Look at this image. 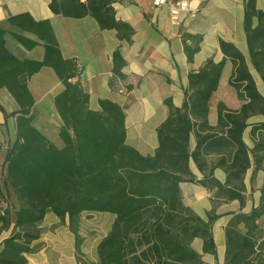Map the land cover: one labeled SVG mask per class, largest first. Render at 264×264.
I'll return each mask as SVG.
<instances>
[{"label": "trees", "instance_id": "16d2710c", "mask_svg": "<svg viewBox=\"0 0 264 264\" xmlns=\"http://www.w3.org/2000/svg\"><path fill=\"white\" fill-rule=\"evenodd\" d=\"M113 3L50 0L48 8L54 16L66 19L89 17L99 30L113 31L118 42L130 44L134 30L116 20ZM5 24L8 29L0 26V90H6L17 109L8 114L0 105L4 120L14 118L15 128L13 141L5 148L0 145V225L2 231L12 228L10 236L0 242V264H27L48 213L70 222H76L82 213L114 217L97 245L96 264H202L190 245L197 238L202 240L204 253L214 252L211 226L216 215L211 210L207 222L202 221L182 204L179 185L189 182L208 191L215 189L214 206L219 200L244 204L243 177L250 163L242 134L251 117L264 116V98L244 56L232 44L219 40L222 59L208 60L188 74L180 108L170 99L164 101L167 116L155 131L157 146L153 155L142 156L126 144L123 108L107 99L98 100V111L89 108L77 62L62 57L48 20L34 21L22 13L8 17ZM243 29L252 68L263 79L264 11L256 8V0H245ZM8 36L27 51L41 46L42 59L18 58L6 46ZM200 42L201 36H182L188 63L199 51ZM227 61L231 64L228 85L240 106L231 110L218 103L217 122L212 126L209 102ZM124 66L116 49L112 76L121 79ZM42 68L52 70L63 87L53 99L61 121L60 149L34 125V100L27 82ZM249 136L259 168L264 157V123L252 125ZM191 139L195 142L192 151ZM211 155L218 158L206 170L204 159ZM190 160L200 171L206 170L201 179L190 172ZM214 168L225 173L223 184L213 177ZM3 186L15 198L12 221ZM263 221L264 186L258 206L249 214L233 215L226 225L224 264H264Z\"/></svg>", "mask_w": 264, "mask_h": 264}, {"label": "crops", "instance_id": "0c3cea01", "mask_svg": "<svg viewBox=\"0 0 264 264\" xmlns=\"http://www.w3.org/2000/svg\"><path fill=\"white\" fill-rule=\"evenodd\" d=\"M184 1L195 16L187 18L184 25L176 26L170 22L167 8H155L151 0H114L112 7L116 20L127 23L134 30L130 44L118 42L113 31L99 30L89 17L75 20L54 16L48 8L50 0H0V26L8 29L5 20L22 13H28L34 21L48 20L62 57L77 62L80 69L78 79L89 95V108L98 111L99 99H107L123 108L126 144L142 156H151L157 146L155 131L167 116L164 101L170 99L174 107L182 106L188 74L198 71L208 60L219 62L222 59L219 40L232 44L244 56L256 88L264 98V75L262 79L252 68L246 46L243 29L245 0ZM256 8L264 11V0H256ZM186 34L201 36L199 51L191 63L187 62L183 51L182 36ZM28 38L34 39L32 36ZM6 46L21 59L40 61L43 57L41 46L27 51L9 36L6 37ZM116 49L125 61L121 79L114 78L111 73L112 53ZM230 73L231 64L227 61L218 88L209 102L208 122L212 126L217 122L218 103L231 110L240 106L228 85ZM27 86L34 100V122L41 125L39 130L56 148H62L57 136L61 121L53 108L54 97L63 89L61 83L52 70L42 68L28 80ZM0 97L9 105L6 111L0 103L5 112H15L17 106L6 90H0ZM48 116H51L52 125ZM0 120H3L2 114ZM260 123H264V116L251 117L242 134L250 163L243 177V205L238 200H219L214 206L215 189L208 191L189 182L179 185L182 204L202 221L207 222L211 210L216 215L211 226L214 252L204 253L202 240L197 238L190 245L200 256L202 264H224L226 225L233 215L249 214L259 204L260 191L264 186V157L260 167L256 168L249 131L252 125ZM194 146V139H191L190 151ZM217 158L211 155L204 159L206 170L212 169ZM189 170L196 179H201L206 172L200 171L193 160L189 161ZM212 174L219 183L225 182L223 170L214 168ZM95 215L82 213L76 222H70L68 218L60 221L53 214H46L39 226L40 237L32 244L34 253L27 257V264H80L78 257L97 262V245L107 235L114 217L109 220L106 231L92 239L81 233L82 221L94 219Z\"/></svg>", "mask_w": 264, "mask_h": 264}, {"label": "rangeland", "instance_id": "374dc122", "mask_svg": "<svg viewBox=\"0 0 264 264\" xmlns=\"http://www.w3.org/2000/svg\"><path fill=\"white\" fill-rule=\"evenodd\" d=\"M0 103L3 105V107L7 109L6 111H8L9 105L1 97H0ZM48 118H49L48 122L52 125L51 116L50 117L48 116ZM34 125L36 128L41 129V125L39 123L34 122ZM14 135H15L14 118H8L6 121L4 120V118L2 121L0 120V145L3 148L7 147L8 144H10L13 141ZM3 189L5 190L6 193L5 194L7 199L6 205H9L10 207V215L12 221V219L14 218L13 215L15 210V198L7 187L3 186ZM1 207L4 208L5 204L3 203ZM112 218L113 216L108 213H96L94 219L85 218V220L82 221L81 233L87 237L96 239L97 235L104 233V231H106V227H109V220H111ZM11 233H12V228H10L7 231H2L0 225V242L5 238L9 237ZM78 262L80 264H96V262H90L88 260L84 261L80 257H78Z\"/></svg>", "mask_w": 264, "mask_h": 264}, {"label": "built area", "instance_id": "2783aa9c", "mask_svg": "<svg viewBox=\"0 0 264 264\" xmlns=\"http://www.w3.org/2000/svg\"><path fill=\"white\" fill-rule=\"evenodd\" d=\"M155 8L166 7L169 12L170 22L173 25L185 24L187 18H193L194 12L190 10L188 3L184 0H151ZM74 82V80H72Z\"/></svg>", "mask_w": 264, "mask_h": 264}]
</instances>
